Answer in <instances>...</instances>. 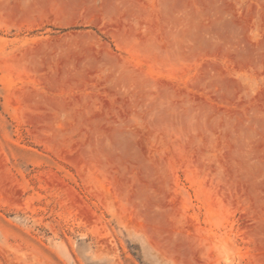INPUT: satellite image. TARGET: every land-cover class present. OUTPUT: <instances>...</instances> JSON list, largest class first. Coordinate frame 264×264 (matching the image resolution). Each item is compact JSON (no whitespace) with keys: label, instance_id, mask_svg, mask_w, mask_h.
<instances>
[{"label":"rangeland","instance_id":"rangeland-1","mask_svg":"<svg viewBox=\"0 0 264 264\" xmlns=\"http://www.w3.org/2000/svg\"><path fill=\"white\" fill-rule=\"evenodd\" d=\"M0 264H264V0H0Z\"/></svg>","mask_w":264,"mask_h":264}]
</instances>
